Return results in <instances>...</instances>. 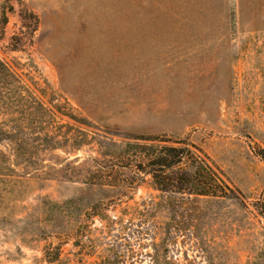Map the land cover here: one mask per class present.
Instances as JSON below:
<instances>
[{
	"label": "rangeland",
	"instance_id": "obj_1",
	"mask_svg": "<svg viewBox=\"0 0 264 264\" xmlns=\"http://www.w3.org/2000/svg\"><path fill=\"white\" fill-rule=\"evenodd\" d=\"M0 59L25 96L0 108V264H264V0H0ZM138 135L234 195L174 211L103 160Z\"/></svg>",
	"mask_w": 264,
	"mask_h": 264
},
{
	"label": "trees",
	"instance_id": "obj_2",
	"mask_svg": "<svg viewBox=\"0 0 264 264\" xmlns=\"http://www.w3.org/2000/svg\"><path fill=\"white\" fill-rule=\"evenodd\" d=\"M30 15L35 18L34 14ZM22 90L19 76L0 59V108L9 111L14 103L25 97ZM19 130L24 131L23 128ZM54 130L48 138L51 139ZM3 135L11 136L0 128V136ZM132 138L133 141L118 146L113 153L103 154V160L115 158L134 172L148 176L154 189L168 196L166 204L174 211L180 210L186 202H196L200 198L223 199L234 195L235 189L225 181L209 157L187 140L162 135ZM52 141L59 144L60 139ZM261 154L264 155V150ZM134 178L128 181L129 187L138 182L139 179Z\"/></svg>",
	"mask_w": 264,
	"mask_h": 264
}]
</instances>
